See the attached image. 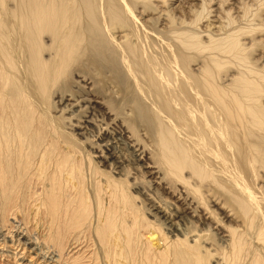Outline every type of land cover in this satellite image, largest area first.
I'll return each mask as SVG.
<instances>
[{
    "label": "bare ground",
    "instance_id": "obj_1",
    "mask_svg": "<svg viewBox=\"0 0 264 264\" xmlns=\"http://www.w3.org/2000/svg\"><path fill=\"white\" fill-rule=\"evenodd\" d=\"M226 1L0 0V262L264 264V0Z\"/></svg>",
    "mask_w": 264,
    "mask_h": 264
},
{
    "label": "rangeland",
    "instance_id": "obj_2",
    "mask_svg": "<svg viewBox=\"0 0 264 264\" xmlns=\"http://www.w3.org/2000/svg\"><path fill=\"white\" fill-rule=\"evenodd\" d=\"M233 2L234 0H228V1H226L225 2V4L223 3V8H224V6H225V8H227L228 6H230L231 4H230V2ZM256 2H258V4H260L261 2H262V0H256ZM264 2V1H263ZM226 4H228V5H226ZM256 4V3H255ZM258 4H256V5H253L252 7H253V9L254 10H257L258 8L257 7H259V5ZM264 6V5H263ZM263 6H261L260 7V9H261V11H260V13L262 12V14H259L260 16H264V7ZM257 8V9H256ZM263 9V10H262ZM258 10H257V15H258V12H259ZM207 20V19H206ZM209 20V19H208ZM201 23H204V21H202ZM201 25V24H200ZM199 25V26H200ZM260 38H261V42H264L263 40H264V34H261V36H259ZM261 42H259L258 41V43H254L255 44V46H254V44L253 45H251L250 46V48H249V53H250V55H251V57L253 58V59H256V57H259V58H257V60H256V62H258L260 59H261V63H260V61L257 63V64H260V65H262L263 64V66L262 67H264V43H261ZM263 44V45H262ZM251 47H252V50H251ZM255 48V49H254ZM262 48H263V50H262ZM254 52V53H253ZM260 54V55H259ZM262 55H263V58H262ZM254 56V57H253ZM9 222H11V221H9ZM31 233H35V232H31ZM30 233V235H31V237H33L34 235L33 234H31ZM8 259H10V257L8 258ZM29 259V257H27V260ZM0 264H15V261H13V260H10L9 262L8 261H6L5 259L3 260V262H0ZM24 264H26V262L24 263Z\"/></svg>",
    "mask_w": 264,
    "mask_h": 264
}]
</instances>
